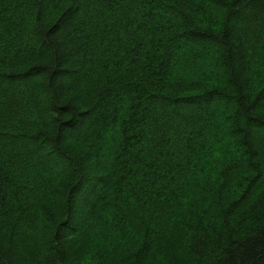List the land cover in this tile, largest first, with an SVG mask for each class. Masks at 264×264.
<instances>
[{"label": "trees", "instance_id": "trees-1", "mask_svg": "<svg viewBox=\"0 0 264 264\" xmlns=\"http://www.w3.org/2000/svg\"><path fill=\"white\" fill-rule=\"evenodd\" d=\"M95 198L101 264H264V0H0V264H84Z\"/></svg>", "mask_w": 264, "mask_h": 264}, {"label": "rangeland", "instance_id": "rangeland-1", "mask_svg": "<svg viewBox=\"0 0 264 264\" xmlns=\"http://www.w3.org/2000/svg\"><path fill=\"white\" fill-rule=\"evenodd\" d=\"M207 23H212L213 17L211 15L206 18ZM202 25L201 21H199ZM217 65L216 57H205L193 60L188 69H185L186 75L190 76V78H198L202 82L207 83L204 87L189 90L186 93L191 94L194 92H199L203 90H208L209 88L214 86L216 83V78L222 74V70ZM182 69V67H181ZM201 73V74H200ZM198 74H200L198 76ZM53 195L55 198L61 197V186L58 182L52 183ZM109 198H95L93 200V209L92 216L88 223L81 228L78 239L76 240L77 244H83V263L84 264H101L107 257V254L111 253V250H117L118 252H125L128 250H132L137 244V240L139 239L140 234L137 232L138 229L135 226H131L129 232L126 233V241L115 246H111V243L107 241L113 240L115 235L111 233L110 228V219L109 216L113 213V211L105 212L108 203L111 202ZM39 234L43 232L44 234L48 233V228L44 224L38 229ZM103 251V252H102ZM109 252V253H108ZM174 254V252L172 253ZM171 253H166L161 257V254L155 257V261L163 259V261H168L172 255ZM171 264V262L169 263Z\"/></svg>", "mask_w": 264, "mask_h": 264}]
</instances>
